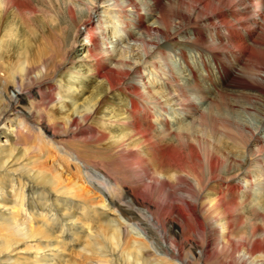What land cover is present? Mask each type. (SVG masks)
Returning <instances> with one entry per match:
<instances>
[{"label": "bare ground", "instance_id": "bare-ground-1", "mask_svg": "<svg viewBox=\"0 0 264 264\" xmlns=\"http://www.w3.org/2000/svg\"><path fill=\"white\" fill-rule=\"evenodd\" d=\"M48 3L49 0H0V264H65L63 244L52 236L55 223L60 225L57 228L60 234L69 232L71 239L80 241L77 258L86 259L90 264H201L203 261L202 264H264V244L246 239V242L232 244L228 240L226 224L218 211L225 201L218 193L210 197L208 193L211 191H206L210 179L203 180L204 173L211 175L217 169L215 157L207 154L209 158L201 160L191 147H188L187 157L179 151L167 154L158 148L155 161H142L139 159L140 149L148 143L143 132L115 133L116 120L120 118L114 113L105 118L109 111L103 112L97 128L99 136L92 137L96 145L105 146V152H101L103 159L120 158L123 166L144 184L142 191L133 193L125 205L115 203L113 197H109L108 203L113 207L109 208L111 217L105 210L102 196L94 199L85 196L81 186L62 178L58 168L47 162L51 150L46 149V154L43 148L35 151L29 146V127L24 123L26 119L35 120L38 130L50 131L49 137L54 138L59 137L54 131L58 122L69 130L91 119L101 98L111 94L125 77L118 76L112 69L104 74L97 72L103 56L113 57L115 54L116 48L107 46V43L111 44L120 36L131 40L138 45L145 59L151 53L148 45L155 47L161 37L165 41L170 34H177L178 29L169 27L165 20V16L172 13L175 21L192 24L190 31L194 35L183 36L180 41L192 47L202 65L204 57L209 55L212 67L221 73L223 79H232L233 84L247 88L252 91V96L264 100V0H65L54 13L47 8ZM98 8L102 17H109L108 11L117 9L130 13L125 15L126 18L113 13L112 18H117L122 29L113 32L114 38L105 36L104 41L97 44L96 31L102 28L101 23L93 27V22ZM153 12L157 14L156 20L150 23L151 26L147 25V30L155 33L154 44L146 40L149 33L138 38L139 35L135 37L138 31L126 30L130 25L141 24V14H150V18ZM258 28L261 35L256 32H260ZM127 51L122 48L120 56ZM178 56L189 75V81L183 87L173 79L176 75L170 72L169 64L161 56L154 57L158 63L152 61L147 65L157 72L166 87V90L156 91L150 100H155V106L159 108V119L163 117L164 102L169 106L180 105V111L192 113V110L197 112V103L206 99L204 89L195 84L189 59L183 53ZM89 60L90 64L85 62ZM236 69L235 76L233 71ZM61 70L64 71L59 76ZM88 74L102 90L78 103L71 95L76 87L84 85ZM49 81H54L53 87H49ZM147 82H143L146 87ZM54 89L56 93L52 94ZM34 90H40L35 92L36 95L41 94V98L35 100L41 103L48 100L56 116H41L43 111L40 109L21 108L24 105L22 98H30ZM193 91H197L201 98L195 95L193 99ZM143 94L134 91V95ZM129 104L134 108L131 100ZM208 106L211 109L207 104L204 113L209 112ZM251 108L250 105L243 107L244 110ZM197 116L199 119L205 117L202 114ZM127 122L122 119V123ZM261 124L264 126V116ZM229 125L234 129L238 127ZM182 129L183 126L178 128ZM256 131L246 130L250 135L246 155L249 163L264 177V137ZM238 134L242 135V132ZM55 143L57 141L52 142L53 146ZM67 156L71 161L81 162L85 155ZM60 162L62 164L63 160ZM234 178L225 176V183ZM109 179L106 180L110 184ZM186 179L190 180L189 184ZM245 179L250 184V177ZM178 182L186 183L188 196L196 195L195 206L185 203L183 210L168 201L158 205L151 200L156 185L171 190V185ZM246 191L244 195L251 193ZM96 198L102 200L98 211L91 206ZM173 210L181 216L184 227L170 218ZM183 211L190 215L194 226ZM206 217L208 233L213 232L217 239L209 246L205 239L200 250L192 253L190 247L195 244L188 238L201 234L207 237ZM174 228H177L176 232ZM227 244L231 247L229 260L225 255H208L213 245ZM218 249L222 250V247ZM77 258L72 264H79Z\"/></svg>", "mask_w": 264, "mask_h": 264}, {"label": "rangeland", "instance_id": "rangeland-1", "mask_svg": "<svg viewBox=\"0 0 264 264\" xmlns=\"http://www.w3.org/2000/svg\"><path fill=\"white\" fill-rule=\"evenodd\" d=\"M64 1L65 0H49L48 6H46L51 13H54L59 9L60 3ZM144 10L146 11V9ZM100 11L101 9L98 8L97 20L95 19L96 21L94 20L93 22V27L101 23L102 28L101 31H96L97 37L95 41L97 44L104 41L102 39L105 36L114 38L113 32L117 29H122V26H119L116 22L117 18H112L111 15L113 13L115 16L118 14L121 17H125L126 14L130 13L117 9L116 11H108V13H110L109 17H102ZM149 15L150 14L147 15L146 13L143 15L141 14V24L130 25L126 30L133 33L138 31L135 35V37L139 35L138 38H143V35L145 36V34L149 33V38L146 40L148 43L154 44L155 33L151 30H147V25L151 26L152 24L150 23L155 22L157 14L153 12L150 18L148 17ZM263 15L264 11L262 10V16ZM172 16L173 13L168 14V16H165V20L169 27L172 26L178 29L177 34H170V36L165 38V41L163 39L164 37H161L158 43L155 42V47L153 45H148L147 49L151 53L145 59L138 45L134 44L131 40L123 39L120 36V39H113L111 44L107 43V46L110 47L113 45L112 47L114 49L116 48L115 54L113 57L103 56V63L97 72L104 74L107 70L112 69L116 71L118 76L125 75L122 84L115 87L111 94L101 98L100 105L97 107L94 116H91V119L87 120L84 124H79L76 127L73 126L71 129L65 130L58 122L54 131L57 132L56 134L59 137L50 138V131L43 132L40 129L38 130L37 126L34 125L36 123L34 122L35 120L26 119L24 123L29 127V146L33 147L35 151L39 150L38 148L45 149L44 152L47 151L46 149L51 150L50 152L52 154L47 155V162H50V164L52 163L54 168H58V171L62 174V178L71 182L75 181L78 187L81 186L85 191V196H90L92 199L98 195L100 197L102 196L104 204L106 205L105 210L107 213H110L112 217V211H110L109 208L113 207L108 203L109 197H113L115 203H122V205H125L126 202L131 199V195L139 191L141 192L144 186L135 173L123 166V163L120 162V158L109 161L103 159L102 153L105 152V146L101 144L96 145V142H94L95 140L92 139V137L99 136V130L97 128L100 126L101 118H103V112L109 111V113H106L105 118H108L112 113L115 115L117 114L120 119L116 120L118 125L115 127V133L121 131L131 134V130L132 132L140 131L143 132L144 139H148V143L140 149L139 159L142 161H155V157L158 155L156 151L158 148H161L162 152H167V154L179 151L187 157L188 147H191L192 151L196 153L201 160H203V157L209 158L207 154L211 157H215L218 161L217 169L213 171L211 175L204 173L203 180L210 179L206 190L207 192L211 191L208 193L210 197L218 193L222 195L223 201H225L223 204L225 207L221 209L223 205H220L218 211L221 212L220 218H222L223 222L226 224L228 240L232 244L246 242L244 241L245 239L249 242L264 244V177L261 176L257 167L249 163L250 160L246 155L249 144L248 141L250 140V135L246 130L248 128L251 129V131L257 130L256 134L264 137V126L261 124L262 117L264 116V100L252 96V91H249L247 88L233 84L232 79H223L221 73L212 67L213 63L209 55L204 57L202 62L204 65H202L199 61L200 58H197L198 55H194L195 53H193L192 47L180 41L183 36L192 37L194 35V33L190 31L192 24L179 23L175 21ZM133 27H137V30H133ZM258 29L260 32H258V30L256 32L258 35H261V29ZM110 30L112 32H110ZM132 37L135 38L134 36ZM105 42L107 41L105 40ZM122 48H127L129 51L130 49L132 50L120 56ZM177 49H179V51ZM179 53H183L184 57L187 56V59H189L191 63L189 68L194 72L197 82L195 84L204 89L203 91L205 93H202L206 94V99L202 101L203 103L201 102L199 104L198 102L196 105V107H198L196 110L197 112L192 110V113L191 111L189 113H185L184 110L180 111V105L169 106L168 104H164L167 102H164L162 103L163 117L161 116V119H159V108L155 106V100H153L154 102L150 100L156 91L159 90V92H161L166 90V87L163 86L162 81L157 77V72L155 73V71H153L150 66L147 67V65L152 61L158 63L157 59L154 57L161 56L162 60H165V62L169 64L167 66L170 68V72H173L174 76L176 75L173 79L178 80L179 84L183 87L189 81V75L188 71L185 68L183 69V64L178 58ZM85 62L88 64L91 63L90 60ZM134 62H136L137 65H134ZM161 67L164 68V66ZM178 69L184 70L185 72H181V70L178 71ZM63 71L64 70H61L59 76H61ZM233 72L236 76V72L238 71L236 69ZM184 76L185 78L183 79ZM89 77L91 76L88 74L84 85L76 87L71 95L78 103L90 99L97 91L102 90V87L100 85H95V81L90 80ZM58 78L59 77H57V79ZM144 80L148 81L147 87L143 84ZM52 82L54 81H49V87H53L54 84ZM40 90H34L30 98H22L24 105L22 104L21 108L26 109V107H29L34 110L40 109V111H43L41 116L47 114L51 117L56 116L48 100L42 101V103L36 101L41 98V94L38 96L35 92H39ZM133 90L140 91L141 94H144L140 96L134 95ZM196 92L197 91H193V99L196 98V96H201ZM55 93L56 90L54 89L52 94ZM110 95L112 96L110 97ZM130 100L133 102L135 109L130 106ZM97 102H99V100ZM149 102L152 104H149ZM207 104L211 105V109L210 106H208L209 112L204 113ZM248 105L253 106V108L244 110L243 107ZM198 114H202L205 117L199 119L197 116ZM122 119H126L128 122L122 123ZM223 120L227 122L224 124L222 122ZM229 123L238 125V127L234 129ZM182 126L183 129L181 131L178 130V128ZM239 132H242V135H239ZM56 141L57 143H55L56 145L54 144V147L52 142ZM82 153L85 156L81 159V162L77 160L71 161L67 156L74 157ZM61 159L63 160L62 164L60 162ZM250 168L251 171H248ZM237 173L238 175H236ZM225 176H235V178L225 183ZM246 176L250 177V184L248 180L245 179ZM108 177L110 178L109 180L112 181L110 184L107 183L108 180H106ZM186 182L189 184L190 180ZM249 186L251 189H249ZM246 190H249L251 193H245L244 195L243 192ZM155 196L158 198L156 201ZM195 198V194H193V196H188V188L185 182H178L171 185V190L156 185L155 193L151 200L158 205L168 201L185 210V203L195 206ZM101 201L100 198H96L94 201L92 200L91 206L95 211L96 209L97 211L100 209L99 203ZM170 214L172 215L170 218L173 221L179 226L184 227L181 216L176 210L171 211ZM183 214L186 213L183 211ZM186 215L191 221V226H194V221L190 219V215ZM205 223H207V225H204L207 231V237L201 234L188 238V240H191L195 244V246L192 245L190 247L192 253L200 250V244L205 239L208 246L217 239L213 232L208 233L209 230H207V228H209V221L207 217L205 218ZM55 228V232L52 231V236H55V239L57 241L60 240L63 244L65 256L64 263L72 264V261L78 256L76 250L80 247V241L71 239V233L69 232L64 231L63 234H60V231L57 229L60 228L58 223H55ZM176 231L177 228H174V232ZM144 234L146 235V232ZM140 235L142 234L140 233ZM219 247H222V250H219ZM230 248L228 244L222 246L213 245L208 250V255H225L227 260H229ZM77 259L79 260V264H90V261L86 259ZM207 259L206 257V260ZM202 263H205V261Z\"/></svg>", "mask_w": 264, "mask_h": 264}]
</instances>
